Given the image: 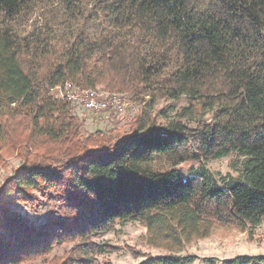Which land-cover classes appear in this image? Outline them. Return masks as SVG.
Wrapping results in <instances>:
<instances>
[{
    "label": "trees",
    "instance_id": "obj_1",
    "mask_svg": "<svg viewBox=\"0 0 264 264\" xmlns=\"http://www.w3.org/2000/svg\"><path fill=\"white\" fill-rule=\"evenodd\" d=\"M92 4L104 23L97 35L65 36L44 22L22 36L16 26L45 2L0 0V161L10 147L22 162L0 188V264H21L63 244H71L69 252L51 264H94L113 249L94 240L118 222H139L154 233L151 246L178 251L215 225L258 227L264 139L217 140L214 126H264V0ZM80 6L62 0L70 15ZM65 82L131 92L140 112L127 132L84 135L75 107L49 91ZM181 97L188 105L175 117L150 114L157 99ZM197 110L211 123L187 126L184 119ZM233 154V174L214 175L203 163ZM187 161L201 163L184 178L178 167ZM11 196L15 201L6 200ZM16 202L45 204L47 215L29 223L10 211ZM176 253L139 264L196 258ZM262 261L238 257L230 264Z\"/></svg>",
    "mask_w": 264,
    "mask_h": 264
},
{
    "label": "rangeland",
    "instance_id": "obj_2",
    "mask_svg": "<svg viewBox=\"0 0 264 264\" xmlns=\"http://www.w3.org/2000/svg\"><path fill=\"white\" fill-rule=\"evenodd\" d=\"M44 8L35 12L27 23H19L16 26L18 33L22 36L31 34L40 24L47 22L57 33H64L71 36L80 33L84 36L97 35L104 29L102 15L100 12L92 11L93 0H80V13L70 15L63 10L62 0H43ZM207 1V0H204ZM73 38H70L72 40ZM96 89H106L98 87ZM109 92V91H108ZM115 93V92H111ZM124 96L126 108L122 113L109 110L108 113L98 114L85 111L80 107H75L77 117L82 123V134L99 132L104 135L114 136L116 132H127L130 122L140 112V106L134 102L133 93H119ZM144 101H150L145 97ZM184 97L178 101H165L157 99L152 104L150 114L162 117L165 113L170 117H175L181 109L187 107ZM211 123L210 114L190 113L184 122L189 127H196L199 122ZM216 139H225L235 144H253L264 139V126L256 125L248 127L246 125H230L227 129L214 126ZM235 154L220 160L204 162L205 167L214 175H224L232 173V162ZM201 162L187 161L178 168L182 176H188L190 168H197ZM22 165L16 150L5 147L2 150L0 161V188L5 180L10 177L15 170ZM38 199V196H36ZM7 201H15L12 196L6 198ZM10 211L26 219L29 223L41 224L47 215L48 206L45 204L37 208L30 205L14 203L10 205ZM154 235L148 232L139 222H118L114 229L108 233L101 234L94 242L98 245H108L112 247L111 253L103 254L95 259L94 264H139L145 257H158L169 254V250L177 252L180 256H194L195 260L190 264H230L238 257H264V222L258 227L241 229L237 226L215 225L210 235L201 240H194L189 244L182 245L178 251L175 246L169 250L157 248L149 244V237ZM163 241V240H162ZM160 244L161 241H158ZM164 243V242H162ZM71 244L55 246L51 253L46 256L37 257L33 260L21 264H51L53 260L61 259L69 252ZM258 264H264V261Z\"/></svg>",
    "mask_w": 264,
    "mask_h": 264
},
{
    "label": "built area",
    "instance_id": "obj_3",
    "mask_svg": "<svg viewBox=\"0 0 264 264\" xmlns=\"http://www.w3.org/2000/svg\"><path fill=\"white\" fill-rule=\"evenodd\" d=\"M49 91L55 101H66L92 113L105 114L109 110L122 113L126 108L123 95L103 89H83L71 82H65Z\"/></svg>",
    "mask_w": 264,
    "mask_h": 264
}]
</instances>
